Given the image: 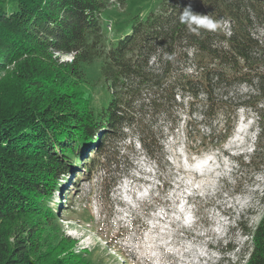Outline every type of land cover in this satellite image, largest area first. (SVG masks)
<instances>
[{
	"label": "trees",
	"instance_id": "obj_1",
	"mask_svg": "<svg viewBox=\"0 0 264 264\" xmlns=\"http://www.w3.org/2000/svg\"><path fill=\"white\" fill-rule=\"evenodd\" d=\"M115 1L125 4L0 0V74L13 83L0 91V264H86L71 239L49 232L61 215L50 201L63 175L78 168L81 180L101 168L111 187L124 144L136 141L157 161L165 134L183 125L201 154L228 141L240 110L262 112L264 41L253 30L264 25V0H163L110 39L102 13ZM187 7L221 28L189 31L180 22ZM98 60L111 92L100 111L81 91L84 65ZM247 235L238 264H264V215Z\"/></svg>",
	"mask_w": 264,
	"mask_h": 264
},
{
	"label": "rangeland",
	"instance_id": "obj_2",
	"mask_svg": "<svg viewBox=\"0 0 264 264\" xmlns=\"http://www.w3.org/2000/svg\"><path fill=\"white\" fill-rule=\"evenodd\" d=\"M162 1L125 0L123 6L115 1L102 13L103 33L113 39L126 32L133 17L146 19ZM254 27V35L264 41V25L255 21ZM102 66L98 60L83 67L87 83L81 91L96 111L111 100ZM12 84L8 73L0 74V91ZM259 108L260 114L240 110L230 139L201 154L183 125L171 136L166 132L157 161L136 141L124 144L122 174L112 177L111 187L110 175L101 168L81 180L78 168L63 175L50 201L61 214L49 228L52 238L71 239L72 251L86 264H238L248 249V231L264 215V102ZM222 124L223 119L215 126ZM237 129L244 135L233 144ZM207 133L203 126L201 134ZM63 193L72 198L69 206Z\"/></svg>",
	"mask_w": 264,
	"mask_h": 264
},
{
	"label": "clouds",
	"instance_id": "obj_3",
	"mask_svg": "<svg viewBox=\"0 0 264 264\" xmlns=\"http://www.w3.org/2000/svg\"><path fill=\"white\" fill-rule=\"evenodd\" d=\"M180 22L186 24L187 28L191 32H197L199 29H206L209 31H216L221 28L223 21L216 20L207 15H199L192 12L190 7L185 8V10L180 15ZM167 59L171 60L174 57L168 55Z\"/></svg>",
	"mask_w": 264,
	"mask_h": 264
},
{
	"label": "bare ground",
	"instance_id": "obj_4",
	"mask_svg": "<svg viewBox=\"0 0 264 264\" xmlns=\"http://www.w3.org/2000/svg\"><path fill=\"white\" fill-rule=\"evenodd\" d=\"M244 133V131L243 130H241V129H237L236 131H235V134H234V140H233V144H236L239 140H236L237 139V137L239 138V137H241L242 135H244L243 134Z\"/></svg>",
	"mask_w": 264,
	"mask_h": 264
},
{
	"label": "built area",
	"instance_id": "obj_5",
	"mask_svg": "<svg viewBox=\"0 0 264 264\" xmlns=\"http://www.w3.org/2000/svg\"><path fill=\"white\" fill-rule=\"evenodd\" d=\"M109 29H110V27H109Z\"/></svg>",
	"mask_w": 264,
	"mask_h": 264
}]
</instances>
